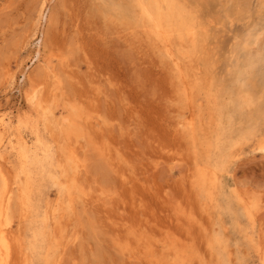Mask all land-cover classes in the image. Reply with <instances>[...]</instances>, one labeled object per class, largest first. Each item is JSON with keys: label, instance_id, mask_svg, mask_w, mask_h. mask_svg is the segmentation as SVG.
Wrapping results in <instances>:
<instances>
[{"label": "rangeland", "instance_id": "1", "mask_svg": "<svg viewBox=\"0 0 264 264\" xmlns=\"http://www.w3.org/2000/svg\"><path fill=\"white\" fill-rule=\"evenodd\" d=\"M139 1L0 0V116L41 165L0 159L9 264H264V0H172L163 44Z\"/></svg>", "mask_w": 264, "mask_h": 264}, {"label": "bare ground", "instance_id": "2", "mask_svg": "<svg viewBox=\"0 0 264 264\" xmlns=\"http://www.w3.org/2000/svg\"><path fill=\"white\" fill-rule=\"evenodd\" d=\"M134 5V4H133ZM263 5V4H262ZM139 6H140V9H141V15H142V18L143 19H145V21L148 23V24H150V26H151V28H152V30H153V33L155 34V35H157L158 37L159 36H161V38H162V36H163V34H170L169 32H175V33H177L178 34V36L179 37H183V34H185V35H187V34H189L190 35V32H191V29H190V31H189V27H188V23H187V19H186V17H185V15H184V13H183V11L181 10V9H176L175 8V5H174V2L172 1V0H141V1H139ZM177 7V6H176ZM260 7V6H259ZM179 8V7H178ZM185 12V11H184ZM43 17V16H42ZM255 18H256V16H254ZM142 21V20H141ZM248 26V25H247ZM140 28V27H139ZM147 28V27H146ZM145 28V29H146ZM247 29V28H246ZM258 31V30H257ZM261 32H262V30H261ZM146 33V32H145ZM258 33V32H257ZM147 34H148V32H147ZM192 34V33H191ZM253 34H255V33H253ZM260 34V33H259ZM264 34V33H263ZM150 35V33L148 34V36ZM189 35H187V36H189ZM193 35V34H192ZM257 35V34H256ZM255 35V36H256ZM262 35V34H261ZM165 36V35H164ZM167 36H169V35H167ZM254 36V37H255ZM151 37V36H150ZM171 37V36H170ZM257 37V36H256ZM188 38V37H187ZM190 38V37H189ZM235 38H236V36H235ZM169 39V38H168ZM241 40V39H240ZM239 40V41H240ZM247 40H249V39H247ZM246 40V41H247ZM163 41H165V39L163 40V38H162V44L163 43H165V42H163ZM235 41H237V39L235 40ZM245 41V42H246ZM180 42V41H179ZM181 42H182V40H181ZM258 42V41H257ZM255 43V42H254ZM154 44V43H153ZM234 44V43H233ZM247 44V43H246ZM165 45V44H164ZM163 45V46H164ZM168 45V44H167ZM183 46V45H182ZM247 46H248V44H247ZM252 46V45H251ZM258 47V46H257ZM165 48V47H164ZM234 49L236 48V47H233ZM245 48V47H244ZM261 48V47H260ZM254 49V48H253ZM169 51V50H168ZM165 52V51H164ZM168 53V52H167ZM248 53H249V50H248ZM254 53H256V52H254ZM257 54V53H256ZM263 55V54H262ZM184 56V55H183ZM250 57V56H249ZM263 57V56H262ZM260 60V59H259ZM258 60V61H259ZM264 60V59H263ZM172 61V60H171ZM189 61H191V60H189ZM249 61V60H248ZM252 64V63H251ZM254 64V63H253ZM179 65V64H178ZM177 65V66H178ZM246 65V64H245ZM176 66V67H177ZM248 67H249V65H248ZM260 67V66H259ZM244 68H245V66H244ZM177 69H179V67H177ZM176 69V70H177ZM66 70V69H65ZM249 70V69H248ZM250 70H252V69H250ZM254 70V69H253ZM255 72V71H254ZM258 72V71H257ZM261 72V71H260ZM57 73V72H56ZM179 73V72H178ZM181 73H182V71H181ZM248 73V72H247ZM249 73H250V71H249ZM238 74V73H237ZM186 75V74H185ZM236 74H234V76H235ZM243 75V74H242ZM184 77V76H183ZM180 78V77H179ZM185 78V77H184ZM253 79V78H252ZM180 80V79H179ZM231 80V79H230ZM236 81V80H235ZM235 81L233 82V83H235ZM250 81V80H249ZM249 81H247V82H249ZM231 82V81H230ZM241 82V81H240ZM243 82V81H242ZM246 82V83H247ZM253 83H254V81H253ZM236 84H237V86H236ZM236 84H235V86L236 87H239L238 85L239 84H241V83H237L236 82ZM249 84H250V82H249ZM233 85V84H232ZM242 85H243V83H242ZM224 86H226L225 84H224ZM254 86V85H253ZM234 87V86H233ZM246 87V86H245ZM250 87H251V85H250ZM257 87V86H256ZM247 88V87H246ZM259 88V87H258ZM250 89V88H249ZM256 89V88H255ZM215 90V89H214ZM235 90V89H234ZM239 90V89H238ZM232 91V90H231ZM243 91H245V90H243ZM247 91V90H246ZM241 92V91H240ZM252 92V91H251ZM220 93V92H219ZM234 93V92H233ZM232 93V94H233ZM239 93V92H238ZM237 93V94H238ZM255 93V92H254ZM262 93V92H261ZM236 94V95H237ZM248 94H250V92H248ZM205 95V94H204ZM220 95V94H219ZM241 95V93L239 94V96ZM214 95H212V97H213ZM245 96V95H244ZM249 96H251V95H249ZM210 97V96H209ZM243 97V96H242ZM33 98V97H32ZM216 98H217V96H216ZM238 98V97H237ZM236 98V99H237ZM239 98H241V97H239ZM254 98V97H253ZM236 99H234V101L236 100ZM245 98H242V102H245V101H243ZM252 99V98H251ZM218 100V99H217ZM263 100V99H262ZM262 100L261 101H259V102H262ZM213 101V100H212ZM220 101V100H219ZM231 101V100H230ZM237 101V100H236ZM239 101V100H238ZM210 103H211V101H210ZM215 103V102H214ZM241 103V102H240ZM236 104V103H235ZM212 105V104H211ZM215 106V105H214ZM235 106H237V105H235ZM45 107V106H44ZM38 108H39V106H38ZM57 109V108H56ZM67 109V108H66ZM255 109V108H254ZM246 110V109H245ZM249 110V109H248ZM79 111V110H78ZM211 111H213V110H211ZM244 111V110H243ZM242 111V112H243ZM46 112V111H45ZM53 112V111H52ZM51 112V113H52ZM215 112H216V108H215ZM219 112H221V111H219ZM256 112H257V110H256ZM212 113H214V112H212ZM249 113V112H248ZM50 114V113H49ZM72 114V113H71ZM80 114V113H79ZM252 114V113H251ZM63 115V114H62ZM214 115V117H215V114H213ZM236 115H238V114H236ZM260 115H262L261 113H260ZM53 116H54V114H53ZM88 116V115H87ZM220 116V115H219ZM218 116V117H219ZM247 116V115H246ZM84 117V116H83ZM262 117V116H261ZM54 118V117H53ZM66 118H68V117H66ZM212 115H211V119L210 120H212ZM220 118V117H219ZM253 118V117H252ZM257 118H259V117H257ZM19 119H21V117L19 118ZM61 119V118H60ZM69 119V118H68ZM87 119V118H86ZM208 119V118H207ZM214 120H215V118H213ZM247 119V118H246ZM261 119V118H260ZM48 120V119H47ZM66 120V119H65ZM69 120H71V119H69ZM94 120V119H93ZM217 120V119H216ZM259 120V119H258ZM21 121H22V119L20 120V123H21ZM23 121H25V119L23 120ZM26 121H28V120H26ZM25 121V122H26ZM49 121V120H48ZM61 121V120H60ZM192 121V120H191ZM209 121V120H208ZM219 121V120H218ZM218 121H216V122H218ZM248 121H251V123L252 122H254L252 119H249ZM57 122V121H56ZM207 122V121H206ZM232 122V121H231ZM230 122V123H231ZM257 122V121H256ZM14 123V122H13ZM13 123H12V120L9 118V117H7L6 115H2V116H0V159H2L3 158V155L4 154H11V155H14V157H15V159L17 160V162H20V164L22 165L23 164V162H25L26 160H29L30 159V161H29V163L30 164H33V165H35L37 168H40V166L41 165H39V161L38 160H36L37 158V155H36V153H34V154H31L32 152H30L31 150L28 148L29 147V145H28V143H27V141L21 136V134H18L17 132H16V130H14V128H13ZM17 123V122H16ZM23 123V122H22ZM44 123V122H43ZM48 123H51V121H49ZM47 123V124H48ZM60 123V122H59ZM244 123V122H243ZM248 123V122H247ZM15 124V123H14ZM19 124V123H18ZM46 124V125H47ZM64 124V123H63ZM69 125H70V123H68ZM196 124V123H195ZM207 124H209V123H207ZM212 124H214V122L213 123H211V125ZM219 124V123H218ZM245 124V123H244ZM20 125H22V126H24L23 128L25 129L26 127H25V125H27L26 123L23 125V124H20ZM45 125V124H44ZM43 125V126H44ZM56 125H57V123H56ZM59 125V124H58ZM57 125V126H58ZM190 125H192V123H190ZM231 125H232V123H231ZM250 125V124H249ZM253 125V123L251 124V126ZM256 125H257V123H256ZM19 126V125H18ZM29 126H31V125H28V127ZM54 126V125H53ZM60 126V125H59ZM216 126V125H215ZM239 126V125H238ZM248 126V125H247ZM254 126V125H253ZM15 127V126H14ZM45 127V126H44ZM67 127V126H66ZM79 127V126H78ZM214 127V126H213ZM212 127V128H213ZM227 127V126H226ZM240 127V126H239ZM59 128V127H58ZM64 128V127H63ZM187 128V127H186ZM190 128V127H189ZM216 128V127H215ZM224 128V127H223ZM222 128V129H223ZM22 129V128H21ZM45 129V128H44ZM196 129V128H195ZM217 129V128H216ZM216 129H213V130H215V136H216ZM230 129H231V127H230ZM229 129V130H230ZM238 129V128H237ZM252 129V128H251ZM53 130V129H52ZM56 130H57V128H56ZM64 130V129H63ZM190 130H193V128L192 129H190ZM218 130V129H217ZM247 130V129H246ZM253 130V129H252ZM19 131H20V129H19ZM236 131H239V129L238 130H236ZM244 131V130H243ZM249 131V130H248ZM66 132V131H65ZM79 132V131H78ZM191 131H189V133H190ZM218 132V131H217ZM235 132V131H234ZM244 132H246V131H244ZM3 133H4V135H7L6 137H5V139H4V137H2V136H4L3 135ZM21 133V132H20ZM66 133H68V135L67 136H69V133H70V131L69 132H66ZM199 133V132H198ZM210 133V132H209ZM227 133V132H226ZM240 133V132H239ZM11 134V135H10ZM73 134V133H72ZM218 135H219V132L217 133ZM231 134V133H230ZM235 134V133H234ZM13 135H16L17 136V138H16V142H14V140L11 138V136H13ZM191 136V135H190ZM214 137V136H213ZM220 137V136H219ZM235 137V136H234ZM238 137V136H237ZM242 137H243V135H242ZM208 138V137H207ZM245 138V137H244ZM243 138V139H244ZM226 139H229V138H226ZM237 139V138H236ZM246 139V138H245ZM210 140V139H209ZM209 140H207V142H205V143H207V144H205L206 146L207 145H209L210 144V141ZM214 140V139H213ZM216 140V139H215ZM238 140H239V138H238ZM241 140H242V138H241ZM208 141H209V143H208ZM222 141V140H221ZM243 141H245V140H242V142ZM4 142V143H3ZM213 142L214 141H211V143L212 144H210V145H213L214 146V144L215 143H217L216 141H215V143L213 144ZM228 143L227 144H229V141H227ZM239 142H241V141H239ZM209 145V146H210ZM217 145V144H216ZM222 145V144H221ZM225 145V144H224ZM238 145V144H237ZM255 145V144H254ZM212 146V147H213ZM227 146V145H226ZM208 147V146H207ZM211 147V146H210ZM210 147H208V149L210 148ZM220 147V146H219ZM233 147H234V145H233ZM225 148V147H224ZM236 148H237V146H236ZM33 149H34V147H33ZM98 149V148H97ZM211 149V148H210ZM220 149V148H219ZM228 149V148H227ZM231 149V148H230ZM259 149V148H258ZM212 150H213V148H212ZM215 150H217V148H215ZM223 150H225V149H223ZM222 150V151H223ZM35 151V150H34ZM59 151V150H58ZM77 151V150H76ZM218 151V150H217ZM216 151V152H217ZM70 152V151H69ZM215 152V151H214ZM224 152V151H223ZM228 152H230V151H228ZM106 153H107V151H106ZM198 153V152H197ZM222 153V152H221ZM232 153V152H231ZM67 154V153H66ZM219 154V153H218ZM30 155V156H29ZM73 155V154H72ZM27 156H29L28 158L29 159H27ZM210 156H212L213 157V155H210ZM222 156V155H221ZM224 156V155H223ZM229 156V155H228ZM235 156V155H234ZM68 157V156H67ZM199 157V156H198ZM214 157H215V153H214ZM226 157H227V155H226ZM66 158V157H65ZM71 158V157H70ZM76 158V157H75ZM206 158V157H205ZM221 158V157H220ZM231 158V157H230ZM200 159V158H199ZM223 159H225V158H223ZM222 159V160H223ZM67 160V159H66ZM195 160V159H194ZM208 160V159H207ZM202 161V160H201ZM208 161H210V160H208ZM72 162V161H71ZM74 162V161H73ZM207 162V161H206ZM218 162H220V161H218ZM74 163H76V162H74ZM208 163V162H207ZM210 163V162H209ZM32 165V166H33ZM197 165V164H196ZM221 165V164H220ZM220 165H219V167H220ZM24 166H26V165H24ZM222 166V168H223V164L221 165ZM225 166V165H224ZM34 167V166H33ZM53 167V166H52ZM65 167V166H64ZM198 167V166H197ZM200 167V166H199ZM198 167V168H199ZM213 167V166H212ZM66 168V167H65ZM72 168V167H71ZM195 168V167H194ZM27 169V168H26ZM196 169V168H195ZM20 170V169H19ZM79 170V169H78ZM202 169H200V171H201ZM205 169H203V171H204ZM26 171V170H25ZM30 171V170H29ZM193 171V170H192ZM209 171V170H208ZM218 171H219V168H218ZM48 172V171H47ZM205 172H207V171H205ZM205 172H204V174H205ZM23 173V172H22ZM29 173V172H28ZM31 173V172H30ZM187 173V172H186ZM201 173H202V171H201ZM213 173V172H212ZM224 173V172H223ZM27 174V173H26ZM32 174V173H31ZM30 174V175H31ZM72 174H73V172H72ZM208 174V173H207ZM206 175V174H205ZM214 175L215 174H213V176H211V178L212 177H214ZM220 175V174H219ZM59 176V175H58ZM74 176H76V175H74ZM74 176H73V178H74ZM210 176V175H209ZM208 176V177H209ZM72 177V176H71ZM207 177V176H206ZM205 177V178H206ZM218 177V176H217ZM24 178H26V177H24ZM29 178V177H28ZM27 178V179H28ZM210 178V177H209ZM30 179V178H29ZM197 179H198V177H197ZM207 179V178H206ZM206 179H203L201 182H200V180H199V184L198 185H201L202 187L204 186V184H205V180ZM214 179V178H213ZM74 180V179H73ZM207 181V180H206ZM212 181V180H211ZM210 181V182H211ZM24 182V181H23ZM208 182V181H207ZM215 182H216V180H215ZM59 183V182H58ZM62 183V182H61ZM193 183V182H192ZM2 184H4V183H2ZM78 184V183H77ZM208 184V183H207ZM73 185V184H72ZM211 185V184H210ZM213 185H215V187L217 186L216 184H213ZM199 187V186H198ZM213 189L215 188L214 186H211ZM26 189H27V187H25ZM68 188H69V184H68ZM67 188V189H68ZM217 188V187H216ZM44 189V188H43ZM71 189H72V187H71ZM71 189H69V190H71ZM195 189V188H194ZM218 189V188H217ZM72 190H74V188L72 189ZM196 190V189H195ZM198 190V189H197ZM205 190H206V188H205ZM215 190V189H214ZM224 190V189H223ZM27 190H25V189H21L20 190V193H21V195L22 196H19L20 198H19V200L21 199L22 200V202H23V205H28V207L29 208H31L32 209V207H31V199H30V196H29V193H27L26 192ZM201 191V190H200ZM219 191V190H218ZM221 191V190H220ZM236 191V190H235ZM223 192V191H222ZM237 192V191H236ZM41 193V192H40ZM69 193V192H68ZM72 193V192H71ZM83 193V192H82ZM235 193V192H234ZM204 194V193H203ZM238 194V193H237ZM236 194V195H237ZM64 195V194H63ZM76 195V194H75ZM223 195V194H222ZM239 195V194H238ZM237 195V196H238ZM16 196V195H15ZM71 196H72V194H71ZM241 197V196H240ZM239 197V199L237 198H235L237 201L238 200H240L241 199V201L243 202V199L242 198H240ZM243 197V196H242ZM71 198V197H70ZM222 198V197H221ZM244 198V197H243ZM64 199V198H63ZM225 199V198H224ZM249 199V197L246 199V200H248ZM9 200V198H5V200L3 201V200H1V197H0V264H9V262H10V259H11V252H12V244H11V240L9 239V233H8V225H9V217H8V215H9V212H10V206H9V203H10V201H8ZM227 200V199H226ZM230 200V199H229ZM18 201V200H17ZM79 201V200H78ZM209 201V200H208ZM235 201V200H234ZM249 201V200H248ZM37 202V201H36ZM210 202V201H209ZM221 202V201H220ZM250 202V201H249ZM254 202V201H253ZM80 203H81V201H80ZM21 204V203H20ZM67 204V203H66ZM227 204V203H226ZM234 204H235V202H234ZM11 205V204H10ZM69 205V204H68ZM238 206H239V204H237ZM251 205V204H250ZM24 206V207H25ZM37 207V206H36ZM179 208V207H178ZM263 208V207H262ZM40 209V208H39ZM233 209V208H232ZM239 210H240V208H238ZM41 210V209H40ZM237 210V209H236ZM257 210V209H256ZM255 210V211H256ZM33 211V210H32ZM227 211V210H226ZM34 212V211H33ZM228 212V211H227ZM178 213H180V212H178ZM178 213H176V214H178ZM242 213V212H241ZM34 215V214H33ZM242 215H243V213H242ZM10 216H13V215H10ZM179 216V215H178ZM245 216L246 217H251V214L249 213V211H247L246 212V214H245ZM34 217H36V216H34ZM37 218H39V216L37 217ZM34 219V218H33ZM32 219V220H33ZM43 219H46V218H43ZM15 220V219H14ZM190 220V219H189ZM41 221V220H40ZM39 221V222H40ZM45 221V220H44ZM234 221H235V219H234ZM251 222V221H250ZM30 223V222H29ZM35 223L36 222H34V225H35ZM235 223V222H234ZM31 224V223H30ZM40 224V223H39ZM252 224H253V222H252ZM235 226H236V224H234ZM251 225V224H250ZM44 226V225H43ZM36 227H38V226H36ZM45 227V226H44ZM236 228V227H235ZM36 229V228H35ZM34 229V230H35ZM40 229V228H39ZM59 229V228H58ZM32 230V229H31ZM34 230H32L33 231V235H32V239H33V241H31L30 243H29V246H28V248H29V250H31L32 252H35V249H37V245H36V242H37V234H39V233H36V232H34ZM44 230V229H43ZM45 231V230H44ZM237 231V230H236ZM59 232V231H58ZM244 232V231H243ZM235 233V232H234ZM42 234L44 235L45 233H43V231H42ZM241 234H243V233H241ZM31 235V234H30ZM40 235V234H39ZM239 236V235H238ZM248 236V235H247ZM246 236V237H247ZM40 237H41V235H40ZM41 238H43V237H41ZM41 238H40V240H41ZM57 238V237H56ZM55 238V239H56ZM239 239H240V237H238ZM246 239V238H245ZM247 239H249V237H247ZM54 240V239H53ZM49 241V240H48ZM56 241V240H55ZM62 241V240H61ZM39 242V241H38ZM54 244H55V242H54ZM250 244V243H249ZM49 245V244H48ZM50 246V245H49ZM252 246H253V244H252ZM132 247V246H131ZM47 248H49V247H47ZM46 248V249H47ZM39 249V248H38ZM42 249V248H41ZM51 249V248H50ZM150 249V248H149ZM49 251V250H48ZM146 252V251H145ZM44 253V252H43ZM45 254H46V252H45ZM182 254V253H181ZM180 254V255H181ZM44 258L46 257V256H43ZM263 258H264V256H262ZM261 257V258H262ZM42 258V257H41ZM43 258V259H44ZM46 259V258H45ZM153 259V258H152ZM177 259V258H176ZM243 259V258H242ZM181 260V259H180ZM184 260V259H183ZM39 261V260H38ZM43 261V260H42ZM40 262V261H39ZM176 262V261H175ZM237 263V262H236ZM244 263V262H243ZM264 263V262H263ZM48 264H49V261H48ZM238 264V263H237ZM261 264H262V262H261Z\"/></svg>", "mask_w": 264, "mask_h": 264}]
</instances>
